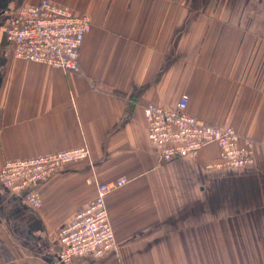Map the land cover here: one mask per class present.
I'll return each instance as SVG.
<instances>
[{
	"label": "crops",
	"instance_id": "1",
	"mask_svg": "<svg viewBox=\"0 0 264 264\" xmlns=\"http://www.w3.org/2000/svg\"><path fill=\"white\" fill-rule=\"evenodd\" d=\"M91 19L79 71L17 59L11 17L40 0H0V165L86 145L30 207L0 183V264H58L57 232L106 197L115 250L71 264H264V0H51ZM255 143L244 169H214L211 143L159 161L143 107H172Z\"/></svg>",
	"mask_w": 264,
	"mask_h": 264
},
{
	"label": "built area",
	"instance_id": "2",
	"mask_svg": "<svg viewBox=\"0 0 264 264\" xmlns=\"http://www.w3.org/2000/svg\"><path fill=\"white\" fill-rule=\"evenodd\" d=\"M91 30L85 13L40 0L20 9L10 19L6 40L17 59L41 63L65 72L79 71V52L83 37ZM189 96L184 93L172 107L146 104L147 137L156 149L159 161L194 158L206 145L214 143L218 158L206 165L214 169H244L254 162V141L228 125L205 123L187 112ZM86 145L69 150L7 159L0 165V183L30 207L40 205L36 185L60 167L88 161ZM126 177L95 182L94 197L76 210L73 220L57 232L58 264H71L84 256L103 257L115 250V234L109 220L106 197L123 186Z\"/></svg>",
	"mask_w": 264,
	"mask_h": 264
}]
</instances>
